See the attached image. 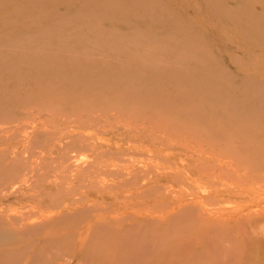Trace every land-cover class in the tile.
Instances as JSON below:
<instances>
[{"label":"rangeland","instance_id":"374dc122","mask_svg":"<svg viewBox=\"0 0 264 264\" xmlns=\"http://www.w3.org/2000/svg\"><path fill=\"white\" fill-rule=\"evenodd\" d=\"M242 205L264 0H0V264H261Z\"/></svg>","mask_w":264,"mask_h":264},{"label":"bare ground","instance_id":"6f19581e","mask_svg":"<svg viewBox=\"0 0 264 264\" xmlns=\"http://www.w3.org/2000/svg\"><path fill=\"white\" fill-rule=\"evenodd\" d=\"M259 142H260V141H259ZM201 144H202V143H201ZM187 146H188V145H187ZM200 146H201V145H200ZM190 148H191V146H190ZM203 150L205 151V149H203ZM210 150H211V149H210ZM198 151H201V152H202V148H201V150H200V148H199ZM198 151H196V153H197ZM201 152H200V153H201ZM197 154H199V152H198ZM201 154H202L203 156H202ZM201 154H199V155H201L202 158H205V155H206L205 152H204V154H203V153H201ZM207 157H208V156H207ZM209 157H211V156L209 155ZM213 157H214V156H213ZM213 157H212V158H213ZM216 157H217V156H216ZM219 157H220V156H219ZM219 157H218V158H219ZM220 158H221V157H220ZM214 159H215V158H214ZM222 160H223V159H222ZM196 161H199V163H200V161H202V160H196ZM206 161H207V160H206ZM226 161H227V159L225 160V162H226ZM230 163H231V162H230ZM205 164H206V163H205ZM219 164H220V163H219ZM219 164H217V165H215V166H218ZM221 164H222V163H221ZM228 164H229V163H228ZM228 164H227V165H228ZM232 164H233V163H232ZM198 165H200V164H198ZM198 165H197V167H199ZM202 165H203V164H202ZM202 165H201V166H202ZM209 165H210V164H209ZM229 166H230V165H229ZM206 167H208V166H206ZM221 167L224 169L223 166H221ZM221 167H220V168H221ZM201 169H202V168H201ZM215 169H216V168H215ZM254 169H256V168H254ZM198 170H199V169H198ZM210 170H212V169L210 168ZM216 170H219V169H216ZM229 170H230V168H229ZM220 171H221V169H220ZM199 172H200V171H199ZM233 172H234V171H233ZM200 173H201V172H200ZM203 173H204V172H203ZM223 173H224V172H223ZM231 173H232V172H231ZM216 174H218V173H216ZM232 174H234V173H232ZM253 174H254V173H253ZM185 175H186V174H185ZM250 175H251V174H250ZM250 175H249V176H250ZM262 175H263V174H262ZM225 176H226V174H225ZM227 176H228V174H227ZM254 176H255V175H254ZM207 177H208V176H207ZM215 177H216V176H215ZM215 177H214V175H213L212 173H209V177H208V178H209V180H211L212 182H213V178H215ZM218 177H219V176H218ZM228 177H229V176H228ZM259 177H260V175H259ZM262 177H263V176H262ZM246 178H247V177H246ZM252 178H253V177H252ZM255 178H256V177H255ZM215 179H216V178H215ZM215 179H214V180H215ZM217 179H219V178H217ZM222 179H224V177H223ZM250 179H251V178H250ZM256 179H258V177H257ZM11 180H12V179H11ZM200 180H201V179H200ZM207 180H208V179H207ZM220 180H221V179H220ZM246 180H247V179H246ZM202 181H203V180H202ZM236 181H237V180H236ZM236 181H235V182H236ZM238 181H239V180H238ZM248 181H249V180H248ZM252 181L254 182V179H252ZM205 182H207V181H205ZM214 182H216V181H214ZM218 182H220V181H218ZM218 182H216V183H218ZM225 182H226V181H225ZM225 182H224V183L221 182V183H223V184L225 185V184H226ZM235 182H234V186H233V187H235ZM241 182H242V180H241ZM241 182H239V184H240ZM208 183H209V181H208ZM246 183H247V182H246ZM246 183H245V185H246ZM255 183H256V182H255ZM236 184H237V183H236ZM248 184H249V183H248ZM251 184H252V182H251ZM251 184H250V185H251ZM217 185H220V184H217ZM252 185H253V184H252ZM254 185H255V184H254ZM254 185H253V186H254ZM256 185H257V183H256ZM258 185H259V184H258ZM221 186H222V185H221ZM221 186H220V187H221ZM241 186L243 187V186H244V183H243V184L241 183ZM211 187H212V186H211ZM217 187H218V186H217ZM217 187H216V188H217ZM239 187H240V186H239ZM244 187H245V186H244ZM244 187H243V188H244ZM248 187H249V185H247V188H248ZM256 187H257V186H256ZM256 187H255V188H256ZM258 187H259V186H258ZM261 187H262V186H261ZM230 188H231V185L229 186V189H230ZM237 188H238V187H237ZM249 188H250V189H253V188H251V187H249ZM249 188H248V189H249ZM214 189H215V188H214ZM219 189H220V188H219ZM219 189H217V190H219ZM225 189H226V188H225ZM239 189H242V188H239ZM244 189H245V188H244ZM261 189H262V188H261ZM242 190H243V189H242ZM219 191H220V190H219ZM225 191H227V190H225ZM228 191H231V190H228ZM253 191H255V190H253ZM253 191H252V192H253ZM187 192H188V191H187ZM194 192H195V191H194ZM242 192H244V190H243ZM247 192H249V191H247ZM221 193H222V192H221ZM262 193H263V192H262ZM262 193H261V194H262ZM193 195H194V194H193ZM245 195H246V194H245ZM225 196H226V195H225ZM243 196H244V195H243ZM249 196H250V195H249ZM245 197H246V196H245ZM198 198H199V197H198ZM216 198H217V197H216ZM218 198H219V197H218ZM243 198H244V197H243ZM254 198H255V197H254ZM224 199H225V198H223V200H224ZM248 199H250V198H248ZM209 200H210V198H209ZM211 200H212V199H211ZM230 200H231V199H230ZM230 200L228 199L227 202L230 201ZM254 200H255V199H254ZM207 201H208V200H207ZM214 201H215V200H214ZM214 201H213V202H214ZM233 201H234V200H233ZM203 202H204V200H203ZM213 202H212V203H213ZM225 202H226V201H225ZM235 202H237V201H235ZM208 203H209V202H208ZM221 203L223 204V202H221ZM229 204H232V203H229ZM240 204H241V202H240ZM198 205H199V204H198ZM206 205H207V204H206ZM227 205H228V203H227ZM227 205H226V206H227ZM218 206H219V204H218ZM232 206H233V205H232ZM234 206H235V204H234ZM237 206H238V205H237ZM263 206H264V205H263ZM214 207H215V206H214ZM224 207H225V206H224ZM230 207H231V206H230ZM230 207H229V208H230ZM253 207H254L253 205H251L250 208H249V205H248V206H247V205H242V206H240V207H237L234 211H232L231 214L228 216V218H224V217H223V219H219V220H220V221H223L225 224H229L230 222H242V221H245V220H247V219L253 218V219L261 220V221L264 223V210H262V209H257V208L253 209ZM260 207H261V205H260ZM219 208H223L222 205H220ZM219 208H218V209H219ZM207 209H208V208H207ZM207 209H206V210H207ZM209 209H211V208H209ZM201 210H202V209H201ZM204 210H205V209H204ZM206 210H205V211H206ZM186 211H188V210H186ZM230 211H231V210H230ZM199 212H200V211H199ZM202 212H203V210H202ZM202 212H201V213H202ZM206 212H208V211H206ZM213 212H214V210H213ZM217 212H218V211H217ZM217 212L215 211V213H217ZM220 212H222V211H220ZM223 213H224V211H223ZM208 214H210L209 216L212 215L210 212H208ZM193 217H194V216H193ZM202 217L205 218L206 220H209V219H210V217H209V218H208V217H205V214H202ZM220 217H221V216H220ZM216 218H217V217H216ZM218 218H219V216H218ZM196 220H197V219H196ZM227 220H230V221H227ZM250 220H251V219H250ZM199 221H200V220H199ZM261 221H260V222H261ZM247 223H248V222H247ZM254 224H255V223H254ZM241 225H242V224H241ZM250 225H253V224H250ZM256 225H257V223H256ZM258 225L260 226V224H258ZM262 225H263V224H262ZM253 226H255V225H253ZM253 226H252V227H253ZM259 226H258V227H259ZM236 227H237V226H236ZM261 227H262V226H261ZM261 227H260V229H261V230L263 229L262 232H263V234H264V228H263L264 226H263L262 228H261ZM252 229H253V228H252ZM261 230H260V231H261ZM260 231H259V233H260ZM213 232H214V231H213ZM3 234H4V233H3ZM255 234H256V232H255ZM209 235H210V234H209ZM226 235H227V234H226ZM231 235H232V234H230V236H231ZM230 236H229V237H230ZM246 236H247V235H246ZM253 236H254V235H253ZM256 236H257V235H256ZM259 236H260V235H258V237H259ZM263 236H264V235H263ZM1 237H2V236H1ZM209 237H210V236H209ZM4 238H5V237H4ZM4 238H3V239H4ZM260 238H261V236H260ZM262 238H263V237H262ZM0 239H1V238H0ZM6 239H7V238H6ZM247 239H248V238H247ZM247 239L244 238V240H246V241H247ZM251 241L254 242V241H255L254 238H252ZM251 241H250V242H251ZM259 241H261V242L259 243ZM262 241H263V240H258V243H257V241H256L255 244H259V245H261V244L263 243ZM228 242H229V241H228ZM251 243H252V242H251ZM251 243H250V245H251ZM176 244H177V243H176ZM176 244H174V245H176ZM174 245H173V246H174ZM259 245H258V246H259ZM262 245H264V243H263ZM247 246H248V245H247ZM251 246H252V245H251ZM253 246H254V245H253ZM213 247H214V246H213ZM260 247H261V246H260ZM263 248H264V247H263ZM235 249H237V248H235ZM254 249H255V248H254ZM256 250H257V249H256ZM256 250H255L254 252L257 254V251H256ZM259 250H260V248H259ZM214 251H215V250H214ZM255 253H254V254H255ZM258 253H260V252H258ZM208 255H209V254H208ZM225 256H226V255H225ZM244 256H245V255H244ZM258 256H259V255H258ZM220 257H221V256H220ZM223 257H224V256H223ZM228 257H229V256H228ZM261 257H263V256H261ZM46 258H47V257H46ZM221 259H222V258H221ZM225 259H226V258H225ZM233 259H234V258H233ZM251 260H252V259H251ZM259 260H261V259H259ZM259 260H256V261H259ZM262 260H263V259H262ZM254 261H255V260H254ZM256 261H255V262H256ZM228 262H229V261H228ZM259 262H260V261H259ZM262 262L264 263V261H262ZM262 262H261V264H262ZM232 263H233V262H232ZM206 264H207V262H206ZM210 264H212V263H210ZM256 264H257V263H256ZM258 264H259V263H258Z\"/></svg>","mask_w":264,"mask_h":264}]
</instances>
